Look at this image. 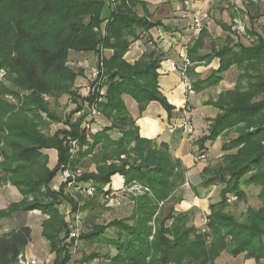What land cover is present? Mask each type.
<instances>
[{
	"label": "trees",
	"instance_id": "trees-1",
	"mask_svg": "<svg viewBox=\"0 0 264 264\" xmlns=\"http://www.w3.org/2000/svg\"><path fill=\"white\" fill-rule=\"evenodd\" d=\"M1 1L0 76L5 70L18 75L35 100L52 93L57 85H68L71 89L83 75L70 68L71 51L100 54L101 48L112 51V54L98 60L97 66L100 68L102 65V74L98 79L91 77V95L82 99L79 109L74 112L83 113L81 121L63 132L65 138L57 135L48 146L58 153L57 166L53 170L49 169L48 163L47 167L46 164L40 166L43 145L37 150L21 147L16 156L7 159L3 172L13 178L12 186L23 199L11 204L8 211L3 212L8 215L0 216V219L18 212L41 211L48 216L43 221V235L56 256L53 264L70 263L72 252L67 243L70 234L60 203L57 206L42 205L37 199L28 205L25 196L42 187L49 188V196L57 194L51 184L59 170L62 167L76 170L88 157L93 158L94 170L82 173L79 183L81 187L93 185L96 194L88 198L90 200L83 210L94 208L100 201L104 203V196L109 193L115 175L124 177L125 188L138 183L149 191L131 196L134 207L129 217L113 220L106 226H95L86 234L83 232L82 241L91 242L103 237L115 250V254L94 253L84 257V262L100 259L102 264H216L228 252L233 257L243 255L246 259L254 258L256 264H264V38L249 29L248 36L253 39L251 45H244L240 39L235 45H227L226 42L231 41L227 36L222 44L212 43L210 54L202 55L200 52L209 36L204 27L188 47L187 56L192 63L188 76L195 93L218 85L221 75L234 66L241 71L236 89L221 93L211 103L219 113L211 121L209 136L200 140L207 144L226 134L235 132L237 136L229 143L230 146L226 143L222 146L223 153L234 150L236 153L223 155L215 166H208L202 173L206 187L212 184L214 175H228L230 179L226 181L222 200L210 205V214L206 217L207 230H199L192 224L191 213H177L174 208V194L186 182L182 161L173 156L169 144L141 137L136 120L124 101L125 97H131L141 112L152 102L163 105L170 117L174 110L160 92L158 83V70L168 58L159 53L150 35L154 28L169 29L160 20H152L148 3L144 0H116L105 34H101V16L105 8L102 0H7L18 15L14 21H10ZM242 2L253 25L259 17L253 5L255 2ZM250 10L256 14L252 15ZM38 25L51 30L49 40L52 43H41L35 38ZM221 27L224 31L229 29L225 24ZM144 39L150 47L135 64L128 63L125 56L131 46ZM24 43L32 45L22 48ZM215 59L219 60L220 68L207 79L195 73V66L203 62L210 64ZM93 107L100 112L96 120L87 109ZM102 118L110 122L108 127L102 126ZM83 121L94 122L96 133L92 136V143L86 140L81 129ZM113 132H117V136H113ZM17 133L23 142L27 133L21 130ZM3 136L4 130L0 126V144ZM66 138L79 141L73 156L65 144ZM205 150L199 156L206 155ZM122 156L126 160L121 159ZM37 167L46 173L43 179L36 175ZM26 176L30 178L27 180ZM241 182L260 187V200L263 202L260 210H250L243 221L224 214L228 206L227 194L243 197ZM26 188L27 193L24 192ZM61 189L58 194L61 201L66 200L77 210L78 204ZM169 204L171 207L166 210ZM109 228L115 229L116 234L108 237L106 232ZM31 235L29 226L15 227L0 234V264H18L32 240Z\"/></svg>",
	"mask_w": 264,
	"mask_h": 264
},
{
	"label": "rangeland",
	"instance_id": "rangeland-1",
	"mask_svg": "<svg viewBox=\"0 0 264 264\" xmlns=\"http://www.w3.org/2000/svg\"><path fill=\"white\" fill-rule=\"evenodd\" d=\"M102 1L105 3V8L101 16L103 20L102 23L103 25L101 26L100 32L101 34H105L106 26L109 23V19L111 16V7H110L111 5L109 6L107 4L108 0H102ZM235 1H237L238 6L242 8L243 6L242 0H235ZM213 2L215 7L212 10L209 20L215 19L222 26L224 24L223 21H225L224 19L228 20L230 15L232 16V18L235 17L232 21L231 24L232 26L231 27L228 26L229 27L228 30L224 31L222 29L224 35L230 37L231 40L230 42H226L227 45L230 46L235 45L238 43L237 40L238 37L241 39V36L242 37L248 36V30L250 28L251 30L255 31V28L250 25L249 20L244 16V12H241L239 14L237 11H234L235 8L232 6L233 5L232 0L229 1V3L227 0H213ZM260 2H263V0H261ZM160 4H162V2H159L158 5ZM1 6L8 15L10 21H14L18 17V15L9 5L7 0H2ZM112 8H114V6H112ZM153 11L155 13V15H152L153 21H158V19L161 20L160 18L164 17L163 15H157L158 8H155ZM140 12L142 13L141 8H140ZM232 12H234V14ZM235 20H238L243 24V27L245 28V33H242L240 35L238 31L234 29L233 26L235 25ZM28 27L29 26H27L26 28ZM38 29L39 30L35 38H38L39 41H41V43H45V44L52 43V41L49 40V33H51V30H47L45 25L42 26L38 25ZM262 32H264V30ZM248 41L250 43L251 39L249 38ZM31 45L32 44L30 43H24L21 45V47L28 48L31 47ZM110 52L112 51L110 50L104 51L101 48H100V54L80 53V52L77 53L75 51H71L69 53V60H68L69 66L70 68L74 69L77 72H82L83 75L77 79L75 85L72 86L71 89H69L68 85L67 86L65 85L64 87L63 86L60 87V85H57L55 86V90L52 93L40 96L37 100H35L32 97V92L24 88L23 83H21V79L18 75L11 73L10 70L9 71L5 70L1 73L0 126L4 130V136H3V142L0 144V186H9V185L12 186L13 178L7 177L6 174L3 172L2 167L7 162L8 158H12L17 155L21 147L24 148L33 147L34 149L37 150L40 149L41 145H43L41 147L43 149L42 150L40 149V152L43 154V158L40 161V166L46 164L47 167V163H48V167H49V157L45 154V151L47 152L49 150H55L48 148V146L52 143L51 141L54 140V137H56L57 135H61V137H64L62 136L64 131L71 130V128L75 126L77 122L81 121L83 113L81 111L79 113H74V112H76L79 109V104H82V99H84L88 95H91L92 88L89 87V85L92 79L91 77L93 76V70L95 69V67H98L97 66L98 60H101L103 59V57L106 56L109 57ZM165 64L169 65V63L167 62ZM101 67L102 65L100 64V68ZM205 98L206 95L202 91L196 92L194 95H192L189 98V104L192 106L191 108L190 107L188 108L195 129L194 131L195 133L193 134L195 140H197L198 138L203 139L209 136V127H208L207 118H210L211 116L210 113L211 109L208 108L206 105L201 106V101L204 100ZM126 104L128 105L129 111L132 113L133 116H136L137 114L139 115L141 114L138 104L135 103V101L131 97L129 96L126 97ZM183 104H185V98ZM87 109L89 111H92V109L94 108H87ZM96 111L99 112L97 108ZM84 122L85 121L81 122L82 123L81 129L84 131L86 140L92 143L93 140L92 138L90 139L91 141L87 139L86 130L84 129V125H85ZM170 129H171L170 126H167L165 129L161 128L160 136L163 138L165 142L166 141L171 142L174 140V138H178L180 136V132L179 133L177 132L176 134H171ZM18 130L27 133L26 137H24L23 142H21L18 138V133H17ZM95 133L96 132L94 131L90 135L93 136ZM230 134H226L227 136L230 137L226 138L225 136L224 138L226 145L229 146L231 145L229 143L235 140V138L237 137L236 134L235 135H230ZM72 141H77V144L79 145L78 140L67 139L65 144L69 147L70 150H71ZM220 153H221V148L213 146V148L211 149V156L215 157L218 156ZM233 153H236V150L228 151L224 153V155H230ZM91 159L93 158L87 157L84 160H82L81 161L82 167L74 171L80 170L84 174L94 170L95 165L92 163ZM121 159L126 160V157L122 156ZM216 164L212 166H215ZM61 169L59 170V173H57L56 177L54 178L55 180H53L51 184V187L53 188V191L57 193L55 194L57 196L51 194L49 196V188L42 187L36 193L32 195L28 194L25 196V198L28 200L27 204L29 205L33 203L34 200L37 199L42 202V205L56 204L57 206L60 203L59 208H61V213L63 215L64 208L68 204L72 206L66 200L61 201V198H59L58 194L61 192L62 190L61 188H63L64 190L63 193L66 196H68L71 201L78 204V209L81 211L80 213L82 215V229L85 234L88 232H92L95 226H106L113 220L125 219L129 217L132 214L134 207V204L131 200V196H139V195H143L145 192H148L146 190H144L143 193H140V191L139 192L127 191V189L132 188L134 185L143 187L138 183L133 184L129 188H125V186H123L121 189H116L117 187H114L113 184L117 186L122 185L124 181V177L121 175H115L112 178L113 184H111L110 186L112 189H114V191L118 192V195L115 197L114 204H112V206L111 205L109 206L106 201H104V203L103 201H100L97 205L94 206V208H88L83 210L84 206L85 205L87 206V203L90 200L88 198H92V197H86L81 193V191L79 190L77 191L75 188L69 189V187H67L66 184H61V180H62V175L60 173ZM36 172L38 178L43 179L46 176V173H44L40 167L36 168ZM215 176L216 175H214L212 184L206 187L209 190V192L207 193L208 194L211 193L212 195L210 201L214 202V204L222 200V193L224 190H226V181L230 179V176L228 175H223V176L217 175L216 177ZM32 177L34 178L35 175L33 174ZM21 178L22 177H17V179H21ZM25 178L28 180L30 177L26 176ZM239 186H240V190L243 193V197L238 198V196H236V194L234 193L227 194L228 206L227 208H225L224 214L226 213L233 215L236 219L243 221L250 210L251 211L260 210L263 207V202L260 200V194H261L260 187L254 185H245L243 182H241ZM24 192L27 193L28 188H26ZM19 198H21L20 192L14 195L12 194L8 195L7 193L4 196V200L10 206L11 204L19 203L17 202ZM170 204L169 206L167 205L168 206L167 208L164 207L163 209L166 208V210H168L169 207H171ZM10 206L7 209L1 208L2 212H0V216L8 215V214H4L3 212L8 211ZM28 213L29 212L13 213L12 215L10 214L11 216L8 218L0 219V234H4L13 230L19 224L27 223L30 225L32 229L31 241L34 244L42 243L43 241H45L46 239L44 238L43 235V222L28 220L27 219ZM206 217L207 216H202V215L198 216L197 222L199 224V230H202V228L206 229ZM192 224H194V220H192ZM194 226L196 227L195 224ZM113 234H116V231L113 228H109L106 232V235L108 237L112 236ZM98 239L99 240H93L91 242L82 241L79 249L74 254L72 252V259L68 264H102L100 259H95L92 262H84V257L87 258L93 255L94 253H100L102 255L115 254V250L110 245H108L105 238L100 237ZM221 258H222L221 260L225 264H246L245 257L242 256L240 257V255L239 257H233L228 252H225V254ZM248 261H249L248 264H256L254 258L248 259ZM38 264H53V260H51L50 258L47 260L45 259L44 263L39 261Z\"/></svg>",
	"mask_w": 264,
	"mask_h": 264
},
{
	"label": "crops",
	"instance_id": "crops-1",
	"mask_svg": "<svg viewBox=\"0 0 264 264\" xmlns=\"http://www.w3.org/2000/svg\"><path fill=\"white\" fill-rule=\"evenodd\" d=\"M144 1L148 3L147 9H149L152 15H155L153 10L158 8L157 15L164 16L160 18V21L165 27L169 29V31L164 27L152 29L150 31V35L153 39V43H155L159 53H164L166 58L170 59L171 61H175V63H181L184 56L186 55V48L192 45L195 40V38L190 35L194 17L206 13L210 17L212 10L215 7L213 0H187L189 5L185 4L186 0ZM159 2H162V4L158 5ZM232 2L235 8L234 11H237L239 14L244 12V16L249 20L245 5L243 4L241 8L238 6L237 1L232 0ZM253 5L255 6L256 11H258L259 17L254 20L253 25L251 23L250 25L254 27L255 31L264 38V32H262L264 30V0L263 2L257 4L254 3ZM232 13L234 14V12ZM250 13L252 15L256 14L252 13V10H250ZM209 17L204 21V26L208 31L209 36L206 37L205 47H203L200 52L202 55H207L212 52V43L220 44L227 37V35H224L221 24H219L215 19L209 20ZM234 18H232L230 15L228 20L224 19L225 21L223 22L226 24V26L231 27ZM248 37L249 36H241V39L239 37L238 39H240L244 45L249 46L253 42V39L249 37L251 39V42L249 43ZM149 47L150 45L145 39L137 42L131 46L130 50L125 56V60L132 65L135 64L144 55ZM111 54L112 52L109 53V55ZM165 63L166 61L161 64V67L158 70V83L160 92L165 96L168 103L174 107L172 116L170 117L167 111L163 108V105L158 102L150 103V105H148L140 115L137 114L136 116H133L132 113L130 111L129 112L133 119L136 120L135 122L140 130L141 137L157 141L158 143L165 142L160 136L161 128L165 129L167 126L173 127L178 125L176 126L177 129L174 132L170 131V133L176 134L177 132H180V136L178 138H174V140L171 142H165L169 144L173 156L176 159L181 160L184 168L186 169V182L174 194L176 197L174 208L177 213H191L192 220H194L196 228L199 229V224L197 222L198 216H207L210 214V205L214 204V202L210 201V198L212 197L211 193H207L209 190L203 183L204 177L202 176V173L208 166L218 163V160L224 155L222 152V146L225 143L224 138L225 136L226 138L230 136L225 135L219 137L215 142H207V144H202L200 142L201 138L195 140L193 135L192 137H188L185 135V133H183L182 129L179 128V118H181L180 110L183 107L182 104L185 98L183 91L184 88L180 74L172 69L170 64L168 65ZM219 68L220 62L218 59H215L210 64H206L204 62L198 64L194 67V71L200 78L207 79L212 72L218 71ZM240 74L241 71L234 66L232 69L221 75L222 77L218 85L202 90V92L205 93L206 98L201 101V106L206 105L211 109V116L210 118H207L208 127H210L211 121L215 119L219 113V111L214 106H212L211 103L216 101L221 93L232 90L234 91L237 87ZM124 101L126 103V97L124 98ZM191 106L192 105L190 104L188 105L190 108ZM100 123L103 127H108L110 125V122L103 118L100 120ZM111 134L113 136H117V132H113ZM230 135H235V132L231 133ZM213 146L221 148V153L218 156H211V149ZM204 148L206 149V158L196 160ZM45 154L49 157L50 169H53L58 161V153L56 150H49L47 152L45 151ZM124 181L122 185L117 186L113 183L112 184L114 187H117L116 189H121L124 186ZM18 192L19 191L11 185L0 186V210L1 208L7 209L10 206L4 200V196L7 193L8 195H14ZM22 199L23 197L21 195V198H19L17 202H20ZM47 218V215L42 214V212H39L38 210L29 212L27 214V219L30 221L33 220L43 222ZM19 226L30 227V225L27 223L19 224L16 227ZM24 256L27 259H37L43 263L45 262V259L47 260L49 258L53 260L54 263L56 257L55 254L50 251V245L47 240L37 244H34L31 241L25 250ZM221 257L217 260L216 264H225L221 260ZM242 257L244 256L242 255ZM245 262L248 264V259H245Z\"/></svg>",
	"mask_w": 264,
	"mask_h": 264
},
{
	"label": "built area",
	"instance_id": "built-area-1",
	"mask_svg": "<svg viewBox=\"0 0 264 264\" xmlns=\"http://www.w3.org/2000/svg\"><path fill=\"white\" fill-rule=\"evenodd\" d=\"M253 1L257 4V2H260L261 0H253ZM107 4L109 6L111 5L110 7L112 8V6H115L116 0H108ZM185 4L189 5V2L186 1ZM208 17L209 16L207 13L197 15L196 17H194L193 20L194 22L191 27V34H190L193 38L196 39L199 36L200 32L204 28V21L208 19ZM233 27L238 31L239 34L245 33V28L243 27V24L240 21L235 20V25ZM187 50L188 48H186V55L184 56L181 63L178 62L175 63V61H171L170 59H168L166 62L171 65L172 69H174L180 74L182 85L184 88L183 91L185 95V104H183L184 106L180 110L181 118H179L180 119L179 128L182 129L185 135H187L188 137H192L195 129L192 123V118L190 116L188 104H189V98L195 94V90L188 76V70L192 66V63H190L191 61H189L188 59ZM101 74H102V70H100L99 67H95V69L93 70L92 78L98 79V77ZM101 94H103V92H101ZM93 108L94 109H92L91 115L94 117V120H96L100 116V113L96 111L95 107ZM84 123H85L84 129L86 130V136L87 139L90 141V139L92 138L90 134L94 132L93 129L94 122L87 121ZM176 129L177 127L173 126L171 127L170 131L174 132ZM77 146H78L77 141L71 142V150L69 151L72 156L76 153ZM204 158H206V155L199 156L197 157L196 160H200ZM60 173L62 175L61 184H66L67 187H69V189L75 188L77 191L78 190L81 191V193L86 197L95 196L96 189L94 188L93 185L87 184L84 187L80 186L79 179L82 175V172L80 170L74 171L70 167H62ZM144 190L149 191L147 188H143L141 186L139 187L137 185H134L132 188L127 189V191L129 192L140 191V193H143ZM117 195L118 192L114 191V189L110 187L109 193L104 196V201H106L109 206L110 205L112 206V204H114L115 202V197ZM80 212L81 211L79 209L74 210L73 207H71L69 204L64 208L63 211L64 221L67 225V229L70 234L67 238V243L69 244L70 250L71 252H73V254L79 249L82 242L81 236L83 234V229H82V215ZM38 263L39 261L37 259H27L24 255H21L18 264H38Z\"/></svg>",
	"mask_w": 264,
	"mask_h": 264
}]
</instances>
